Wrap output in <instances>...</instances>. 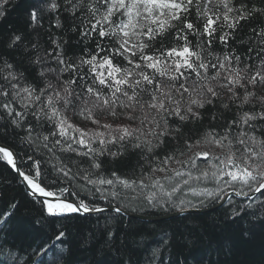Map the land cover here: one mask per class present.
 <instances>
[{"label": "snow or ice", "instance_id": "snow-or-ice-1", "mask_svg": "<svg viewBox=\"0 0 264 264\" xmlns=\"http://www.w3.org/2000/svg\"><path fill=\"white\" fill-rule=\"evenodd\" d=\"M9 2L0 0V17ZM29 9L34 32L47 17L82 40L98 37L93 51L68 57L63 37H50V51L38 40L29 50L21 35L10 36L5 47L29 52L28 65L38 69L31 82L21 62L0 53V162L36 197L44 214L37 223L54 226L105 211L122 222L136 211L133 204L183 213L216 203L227 188L246 199L225 219L245 235L264 231V199L250 195L264 197V24L250 29L243 59L235 49L214 51L217 41L228 48L245 24L264 19V0H31ZM78 116L94 127L75 124ZM206 119L208 126L197 129ZM22 144L33 153H24L32 161L28 172L17 163ZM44 151L50 169L43 167ZM130 154L144 162L139 175L135 169L130 176L105 175ZM189 192L202 199L176 197ZM97 194L109 208L88 199ZM17 206L15 197L5 203L0 226L11 222ZM65 234L54 232L57 241ZM107 235L114 239L112 231Z\"/></svg>", "mask_w": 264, "mask_h": 264}, {"label": "trees", "instance_id": "trees-1", "mask_svg": "<svg viewBox=\"0 0 264 264\" xmlns=\"http://www.w3.org/2000/svg\"><path fill=\"white\" fill-rule=\"evenodd\" d=\"M253 2L256 3L257 0ZM30 3L31 0H10L5 6V15L0 17V53H3L5 58L21 62L27 68L24 74L30 82L37 81L38 69L28 65L29 52H24L22 49L12 51L5 47L10 36L21 35L24 46L29 50L31 44L38 40L42 49L47 48L50 51L55 47L51 44L50 37L51 39L63 37L69 40V44L65 46L68 57H78L83 54L84 49L89 51L95 49L98 37L82 40L78 31L62 32L50 25L47 17L41 21L42 27L38 26L34 32L28 18ZM194 16L195 13L193 18ZM261 24H264V19L245 24L242 30L235 33V39L229 42L228 48H224L217 41L214 51L222 56L224 52L235 49L243 59L253 37L250 29ZM68 27L69 24L66 22L65 30ZM190 39L195 44L196 38L190 37ZM170 42L171 35L165 43ZM102 43L107 45L108 41L104 40ZM121 59L117 57V60ZM21 71H24V68H21ZM74 123L78 126L86 124L89 128L94 127L90 121H84L79 116L75 118ZM206 126H208L207 119L203 125L196 127L202 130ZM26 150L29 155L33 154L26 144L20 145L17 153L20 169L28 172L31 170L29 165L32 161L25 156ZM160 154L163 155V150ZM57 155H61L65 160L69 155L72 159H80L74 154L57 152ZM40 157L43 167L50 169L51 165L47 163L49 154L44 151ZM178 158L184 159V157ZM203 163L202 160L197 161L198 165L202 166ZM140 164L144 162L138 155H126L115 164L108 165L105 175L111 178L110 170H116L118 175L130 176L133 169L139 175ZM82 166L88 167L86 162H82ZM144 167L147 169L148 165L145 164ZM171 167L180 168V165L172 164ZM73 170L75 171V168ZM181 170L186 171V169ZM193 186L203 185L194 183ZM229 191L231 190L226 188L224 194ZM26 193L27 190L18 174L0 162V211L13 197L18 203L11 222L0 226V264H150V262L151 264H194V261H199L201 264H264V231L256 229L251 236L245 235L238 223L233 224L225 219V213L231 207L240 205L246 199L244 197L232 195L223 207L205 212L192 211L161 220L150 221L124 214L123 221L120 222L111 218L114 215L112 212L106 211L103 214L77 216L71 220L61 218L54 226L48 223H43L41 226V223H37V221L43 222L44 214L41 206L38 202H34L36 197ZM98 197L99 194L94 197L89 196L88 199L96 202L100 207L109 205ZM176 197L190 199L194 203L202 199V197L191 198L189 193L186 197L184 193H177ZM253 199H264V197L257 194ZM216 203L208 201L205 206L199 207L206 208ZM131 207L136 208L132 213L151 216H164L175 211L168 205L152 208L144 204H133ZM256 213L259 215V208H256ZM60 229L66 234L62 241H57L54 232ZM108 231L114 233V239L108 237Z\"/></svg>", "mask_w": 264, "mask_h": 264}, {"label": "water", "instance_id": "water-1", "mask_svg": "<svg viewBox=\"0 0 264 264\" xmlns=\"http://www.w3.org/2000/svg\"><path fill=\"white\" fill-rule=\"evenodd\" d=\"M17 163L19 164V159L17 160ZM19 166H20V164H19ZM21 182H23L22 179H21ZM23 184H24V186L26 188V185H25L24 182H23ZM26 190H27V188H26ZM257 194L258 193H253V194H250V195H252V197L254 198V196H256ZM232 195H234V194L231 191H229V192L225 193L223 195L224 198L221 199L214 206H209V207H206V208H202V207L192 208V209H189L188 211L183 212V213H179L177 211H174V212H170L168 214H164V216H154V215L151 216V215H147V214L132 213V212L129 211L128 213H126V215H128V216L132 215V216H135V217H138V218H143V219L152 221V220H161V219H164V218L175 217L176 215H184V214H186L188 212H192V211H194V212H198V211L205 212V211H209L210 209H215L217 207H220L221 204H223V205L226 204L231 199ZM240 198H243V197H240ZM103 207L107 209V208H109V205H106V206H103Z\"/></svg>", "mask_w": 264, "mask_h": 264}, {"label": "rangeland", "instance_id": "rangeland-1", "mask_svg": "<svg viewBox=\"0 0 264 264\" xmlns=\"http://www.w3.org/2000/svg\"><path fill=\"white\" fill-rule=\"evenodd\" d=\"M202 185L203 186H199L198 188H203V187H208V188H213L214 187V185H212V184H203L202 183ZM189 196H191V198H194V199H196L197 197L196 196H193L190 192H189Z\"/></svg>", "mask_w": 264, "mask_h": 264}, {"label": "bare ground", "instance_id": "bare-ground-1", "mask_svg": "<svg viewBox=\"0 0 264 264\" xmlns=\"http://www.w3.org/2000/svg\"><path fill=\"white\" fill-rule=\"evenodd\" d=\"M140 214V213H139Z\"/></svg>", "mask_w": 264, "mask_h": 264}]
</instances>
